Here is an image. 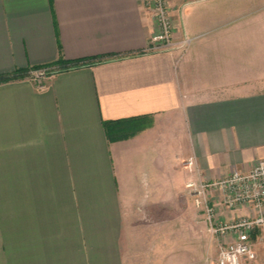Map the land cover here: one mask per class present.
I'll return each mask as SVG.
<instances>
[{
    "label": "crops",
    "instance_id": "obj_1",
    "mask_svg": "<svg viewBox=\"0 0 264 264\" xmlns=\"http://www.w3.org/2000/svg\"><path fill=\"white\" fill-rule=\"evenodd\" d=\"M233 2L168 0L173 40H193L146 52L142 0H0V74L104 57L0 83V264H216L185 183L264 159V78L215 95L203 80ZM138 116L108 138L103 120ZM212 199L221 222L254 215ZM247 237L264 264V226Z\"/></svg>",
    "mask_w": 264,
    "mask_h": 264
},
{
    "label": "built area",
    "instance_id": "obj_2",
    "mask_svg": "<svg viewBox=\"0 0 264 264\" xmlns=\"http://www.w3.org/2000/svg\"><path fill=\"white\" fill-rule=\"evenodd\" d=\"M142 4L152 12L157 29L150 35L146 52L178 48L184 50L190 44L192 37H184L177 42L173 40V22L168 0H142ZM42 75L43 72L37 70L31 78L38 80ZM185 188L195 205L203 211L210 234L219 237L229 233L235 235V240L219 244L216 264L252 263L256 253L247 234L264 226V159L247 170H233L229 175L213 181H187ZM214 193L219 194V200L227 208L246 206L254 211V215L231 223L221 222L216 207L212 204Z\"/></svg>",
    "mask_w": 264,
    "mask_h": 264
},
{
    "label": "rangeland",
    "instance_id": "obj_3",
    "mask_svg": "<svg viewBox=\"0 0 264 264\" xmlns=\"http://www.w3.org/2000/svg\"><path fill=\"white\" fill-rule=\"evenodd\" d=\"M233 1L239 3L241 0H230L231 5L234 4ZM261 2L262 0H247L244 10L238 7L237 13L225 15L226 24L222 22L219 31L225 33V36L216 37V41H212L214 42L213 52L208 54L211 56L212 69L205 72L206 76L204 75L203 78L207 84L206 88H209L207 90L212 94L222 93L226 87L230 86H240L245 83L259 84L264 78V21H262L264 6ZM240 5L243 6V4ZM249 6H252V11ZM183 15L181 9L179 14L181 24ZM235 17L236 22H233ZM233 33H235V41L232 40ZM228 34H231V41ZM50 69L43 68L38 71H42V77H44ZM36 71H30V76ZM206 231L208 232L207 226ZM219 239L220 243L225 241L221 237ZM259 247L258 243L257 248ZM207 252L206 250V255Z\"/></svg>",
    "mask_w": 264,
    "mask_h": 264
},
{
    "label": "trees",
    "instance_id": "obj_4",
    "mask_svg": "<svg viewBox=\"0 0 264 264\" xmlns=\"http://www.w3.org/2000/svg\"><path fill=\"white\" fill-rule=\"evenodd\" d=\"M102 58L104 57H97L93 59L87 58V59L66 60L63 59L62 57H59L56 63L58 66L56 68H51L49 66H52L54 64L49 65L48 67L51 69L48 70L46 74H49L50 72L63 71L71 68H77L82 65L100 62ZM43 68H47V66H33L27 69H15L10 73L0 74V83L28 76L30 75L29 74L30 71L39 70ZM143 118L144 117L142 116H138V117L115 119V120H103L102 125L106 134L108 135V138L110 140H117L128 136L126 133L123 132L124 126L133 124L134 122L140 121Z\"/></svg>",
    "mask_w": 264,
    "mask_h": 264
}]
</instances>
